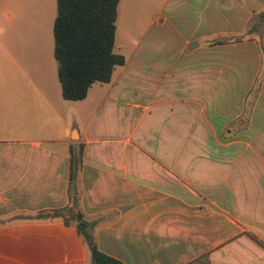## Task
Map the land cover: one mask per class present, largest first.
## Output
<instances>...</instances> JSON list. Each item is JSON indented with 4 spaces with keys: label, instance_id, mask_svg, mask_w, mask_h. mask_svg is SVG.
Instances as JSON below:
<instances>
[{
    "label": "crops",
    "instance_id": "obj_1",
    "mask_svg": "<svg viewBox=\"0 0 264 264\" xmlns=\"http://www.w3.org/2000/svg\"><path fill=\"white\" fill-rule=\"evenodd\" d=\"M263 11L120 0L125 63L74 101L57 0H0V264H89L75 223L54 216L75 192L124 264H264Z\"/></svg>",
    "mask_w": 264,
    "mask_h": 264
},
{
    "label": "trees",
    "instance_id": "obj_2",
    "mask_svg": "<svg viewBox=\"0 0 264 264\" xmlns=\"http://www.w3.org/2000/svg\"><path fill=\"white\" fill-rule=\"evenodd\" d=\"M119 2L57 0L54 52L65 99H84L95 82H109L115 68L125 63V56L115 51ZM261 16L264 18V11ZM74 171L73 164V180ZM76 194L71 205L54 216L67 224L75 223L89 249V264H124L99 249L94 236L96 223L84 216Z\"/></svg>",
    "mask_w": 264,
    "mask_h": 264
},
{
    "label": "rangeland",
    "instance_id": "obj_3",
    "mask_svg": "<svg viewBox=\"0 0 264 264\" xmlns=\"http://www.w3.org/2000/svg\"><path fill=\"white\" fill-rule=\"evenodd\" d=\"M123 26H120V29L122 28ZM8 70H9V80H14L12 77H11V75H10V73L12 72V70H13V67H12V65H11V63L9 62L8 63Z\"/></svg>",
    "mask_w": 264,
    "mask_h": 264
}]
</instances>
